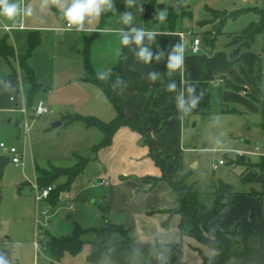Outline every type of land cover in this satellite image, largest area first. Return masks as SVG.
<instances>
[{
    "label": "crops",
    "instance_id": "crops-1",
    "mask_svg": "<svg viewBox=\"0 0 264 264\" xmlns=\"http://www.w3.org/2000/svg\"><path fill=\"white\" fill-rule=\"evenodd\" d=\"M41 3L42 0H23L22 7L31 6L33 15L20 16L15 21L9 20L10 23L3 24L14 26L22 22V28L13 27L9 31H24L27 34L34 32L39 36L38 45L46 35L52 38L54 42L51 56L58 57L63 64L72 60L77 62V68L80 71L77 77L84 80V83L93 84V102L91 103L93 111H104L108 117L113 116L114 108L106 95L104 86L111 74H108L107 70L119 61L122 48L120 31L129 32L131 28H138L157 33L154 41H150L146 35L142 42V46L147 47L152 54L148 64H144L138 58L139 48L134 43L126 46L121 66L111 85V92L119 100L125 115L141 113L147 103L149 111L143 116L147 125L146 137H142L127 126H120L110 144L100 148L95 156L91 150L92 175L87 173L88 161L84 170L75 178L81 180L90 177V179H96L98 184L107 187L105 197L111 200L110 211L114 215L110 222L122 225L128 229L130 237H135L136 241L132 244V249L141 255L153 254L158 264L162 260L166 264H176L180 260L185 264H200L201 256L192 248V245L200 246L206 256L213 255L212 249L198 245L192 238L183 234L179 228V216L176 213L169 216L167 211L177 207L178 202L168 181L177 180L182 173H187L186 184L198 191L207 192L211 189V181L220 179L229 182L224 172H220L218 176L214 174V170L221 169L226 162L229 163L230 169L239 166L241 171L237 184L229 182L233 185L234 192L227 196L226 199L230 202L216 215L214 224L222 231L233 229L239 231L243 223L252 220L254 234L248 239L251 238L255 244L250 246L257 245L260 240L264 241V168L257 166L264 165V130L261 126L260 104L249 94L256 98H261L264 94V30L232 59L229 56L228 43L234 32L224 29L216 35L210 45L201 34L204 28L197 31L176 25L174 29H170L167 23L154 17L151 19L152 23L146 25L144 12H141L143 16H139L137 20L134 19L136 22L133 25H125L122 21L113 23L114 11L110 10L106 11L109 12L108 15H104L103 18L100 15L92 24L85 21L86 31H76L75 27L67 31L65 30L66 21L61 19L62 14L57 6L49 4L42 9ZM242 8L259 9L257 6ZM246 12L257 15V20L252 22L256 23L259 20V14L254 10ZM9 31H5L7 33L3 35L8 36ZM88 36H91V42L86 62L83 46ZM195 38L200 40L197 51L193 50ZM182 42L185 44L183 70L173 71L169 75L167 69L169 57L173 54L174 47ZM13 43L15 45L14 40ZM71 50L75 54L73 58L70 57ZM160 53L162 56L157 60L156 57ZM237 65H240L252 78V82L240 73ZM88 67L97 81L86 78ZM134 70H138L144 78L147 85L146 91L135 90ZM149 73L158 74L155 82L149 79ZM220 76L226 77L240 89L222 87L221 101L224 104V110L218 112L221 115L220 121L215 120L212 124L210 117L205 118L201 113L202 92L206 83H212ZM84 83L83 85H86ZM172 83L176 85L175 90L168 91V85ZM189 88L194 89L191 95L188 92ZM192 99L197 100L195 107L191 106ZM181 102L183 107H180ZM55 107L58 109V106ZM226 109H233V111ZM32 110V108L28 109L31 115ZM223 113L238 114L240 120L232 127L227 126L223 124L225 120L222 117ZM165 118L167 121L156 131L155 128ZM199 124L214 128L217 137H225L233 133L240 138L239 143H230L229 148H223L225 152L220 155V159H223L224 163L218 164L215 169L211 167L212 173L206 190L195 187L191 170L199 164L195 154L198 149L194 145L196 140L193 137L194 128ZM85 128L88 127L85 126ZM143 139L145 142L141 141ZM146 140H152L154 151L168 157L164 173L148 156L149 146ZM200 141L204 140L200 139ZM211 150L221 152V148ZM75 155L78 156V154ZM239 156H243L256 165L253 168L255 177L251 181H241L242 173L249 170L247 165L230 162ZM34 164L39 165L35 159H33V170ZM41 167L48 168L43 165ZM101 180L107 181V184L101 183ZM63 192L59 194V200L64 196ZM70 205L72 207V204H69V207ZM67 215L69 217L66 219L72 217L71 213H66L65 217ZM167 218L168 225L165 227L163 222ZM244 245L239 242V246ZM94 246L96 250L99 244L95 242ZM100 257L106 259L107 264H150L144 259L136 258L133 252L123 244L104 249Z\"/></svg>",
    "mask_w": 264,
    "mask_h": 264
},
{
    "label": "rangeland",
    "instance_id": "rangeland-1",
    "mask_svg": "<svg viewBox=\"0 0 264 264\" xmlns=\"http://www.w3.org/2000/svg\"><path fill=\"white\" fill-rule=\"evenodd\" d=\"M113 1V23H120L121 15L129 12L133 16L130 25H133L139 16H143L141 12H144L146 25H150L151 19L156 18L161 11V3H171V0H137L129 7L123 0ZM249 6L264 9V0H187L191 17L179 19L177 26L189 27L197 31L204 28L205 30L201 32L204 37L222 32L223 29L235 33L257 20V15L253 12L242 13L235 19H228L223 28L220 26L223 11L233 13ZM252 9L256 10V8ZM200 21H202L201 25L198 24ZM3 23L10 22L0 18V26ZM1 28L0 36L7 33ZM8 34V41L13 45L15 54L25 53L28 45L27 32L11 30ZM53 42L48 35L43 37L28 60L35 81L40 85L33 95L31 108L34 109L41 101L48 108V112L39 116L28 113L27 126L24 116L15 108L19 102L25 105L24 96L28 91L29 83L15 59L7 60L0 56V142L7 147L13 146L22 153L17 164L9 160L0 174V262L2 264H107L106 259L101 257L96 262L88 260L89 253L96 248L94 243H98L100 239V236L93 231L83 236V246L78 253L75 255L65 253L57 261H50L41 248L36 249L33 244L36 238L41 242L44 232L52 236H66L73 231L76 224L85 229L97 230L114 218L110 211L111 200L105 197L107 187L98 184L96 179L90 177L75 179L69 189L62 193L64 196L56 205L46 199L37 201L34 197L35 190L32 186L36 181L33 159L40 166H68L78 161L75 155L78 154L89 159L87 173L92 175L91 146L101 139V131L96 127L85 128L82 122L66 124L61 121L62 117L66 114L78 113L108 121L114 116L113 114L112 117H108L104 111H93L91 104L93 84L84 83V80L77 77L80 71L76 61L63 64L58 57L51 56ZM74 56L71 50L70 57ZM82 72L81 69V74ZM55 106H58V109L54 111ZM217 114L218 112H215L209 116L212 120L210 123L214 124L215 120L220 119L221 115L217 116ZM223 115L225 119L223 124L227 126L232 127L240 120L238 114L223 113ZM59 121L60 124L53 126ZM193 137L196 140L194 145L198 152L195 154L199 164L198 167L191 169L192 179L196 188L206 190L212 173V164L216 163L220 155L225 152L223 148H229L230 143H239L240 138L233 133L225 137H217L214 128L200 124L194 128ZM200 139L204 141L201 142ZM141 141L145 142L144 139ZM212 148H221V152L212 151ZM0 154L8 155L7 150L1 147ZM238 162L248 166L253 165L244 157L238 159ZM218 170H214L216 176L224 172L229 182L237 184L241 171L239 166L230 169L229 163L226 162ZM64 182L65 177L61 175L55 180V185ZM69 204H72L71 208ZM66 213H71L72 217L66 219ZM254 244L251 238L248 239L247 245ZM224 264L243 263L233 257Z\"/></svg>",
    "mask_w": 264,
    "mask_h": 264
},
{
    "label": "trees",
    "instance_id": "trees-1",
    "mask_svg": "<svg viewBox=\"0 0 264 264\" xmlns=\"http://www.w3.org/2000/svg\"><path fill=\"white\" fill-rule=\"evenodd\" d=\"M161 5V11H166L167 13L166 19L163 20V22L167 23L170 29H174L176 27L179 19L191 17V12L187 8V0H171V3H161ZM248 10L253 9L240 8L233 13L223 11L224 15L220 26H224L228 19H235L240 14ZM254 11L259 14V20L256 23L251 22L240 31L231 35V40L228 43V46L230 47L229 56L232 59L235 58L236 54L241 49L246 48L256 35L260 34L264 30V9L256 8ZM108 14L109 12H102L101 18ZM156 19H158V15L156 16ZM201 23L202 21L198 22L199 25H201ZM218 34H220V32L214 33L209 37H203L210 45H212L214 38ZM90 42L91 36L86 37L83 46V53L85 55L86 62ZM27 43L26 52L16 55L12 44L8 41V36H0V56L7 60L9 58L15 59L24 71L25 78L29 83L28 91L24 97V103L26 108L31 110L33 95L40 87L35 81L33 69L28 65V60L33 50L39 43V36L34 32H29L27 34ZM125 51L126 46L122 45L119 61L111 68L109 81L104 86L106 95L114 108V116L108 121L101 120L96 116L81 114H66L62 117V122L66 124L81 121L86 127H96L101 131V139L91 146L94 156L100 148L110 144L114 133L120 126H127L131 130L138 132L142 137H146L147 125L143 116L149 111L147 103L141 113L127 116L125 115L119 100L111 92L112 82L121 66ZM237 67L240 73L248 81L252 82V78L244 72L242 67L240 65H237ZM154 68L157 69L156 67ZM88 70L86 78L91 81H97L94 78L92 70L90 68ZM133 83L137 92H144L147 90L146 82L138 70L133 71ZM223 86L236 90L240 89L238 85L229 81L224 76L217 77L212 83H206L202 92L201 113L203 117L208 118L213 113L222 112L224 110V104L221 101V89ZM255 88L259 91L256 85ZM249 94L260 104L262 115L261 126L264 130V94L261 98H256L251 93ZM226 110L233 111V109ZM166 121V118L163 119L155 130L157 131ZM146 141L149 146L148 156L164 173L168 157L153 150L152 140ZM242 158L243 156H239L230 162L237 164L239 163L238 159ZM77 159L78 161L76 163L68 166L50 165L48 168H44L34 164L35 181L40 189L50 185H55V180L61 175L65 177V182L58 186L55 185L45 198L51 204H57L59 201V194L69 189L72 182L75 180L77 175L84 170L89 161L88 158L82 157L81 155H78ZM254 166L256 165L248 166L249 170L242 173V182L251 181L255 177V171H253V168H255ZM257 166L264 168V165ZM186 177L187 173H182L177 180L168 181L175 193L178 205L174 209L168 210L167 212L169 216L175 213L179 216V228L183 231L184 235L192 238L198 245L207 246L214 251L213 255L206 256L203 254L200 246L192 245V248L198 251L201 256L200 264H224L225 261L233 257L238 258L243 264H264V241L260 240L255 246H249L246 244L248 238L254 234V223L252 220L243 223L242 229L239 231L237 229L222 231L214 224V218L216 215L230 202V200H227L226 198L234 192L233 185L229 182L218 179L216 181H211V189L209 191L201 192L186 184ZM163 225L165 227L168 225V218L163 222ZM91 231L100 236V239L97 241L99 247L96 250L91 251L88 255V260L91 262L98 261L104 249L123 244L133 252L136 258L144 259L150 264H158L153 254L141 255L135 252L132 249V244L136 241L135 237H130L128 235L127 228L111 222H106L100 229L97 230L85 229L76 224L73 231L66 236H52L51 234L44 232L43 238L40 242V248L50 261L59 260L65 253L75 255L83 246V236ZM239 242L245 245L239 246ZM159 264H166V262L162 260ZM176 264L185 263L180 260Z\"/></svg>",
    "mask_w": 264,
    "mask_h": 264
},
{
    "label": "clouds",
    "instance_id": "clouds-1",
    "mask_svg": "<svg viewBox=\"0 0 264 264\" xmlns=\"http://www.w3.org/2000/svg\"><path fill=\"white\" fill-rule=\"evenodd\" d=\"M23 0H0V18L3 20L15 21L20 16H32L33 9L31 6L22 8ZM52 4L57 6L61 12V18L66 21L67 31H71L75 27L76 31H86L84 27L85 21L88 24H92L97 20L102 12L110 11L114 9L113 0H42L41 8ZM134 0H127L129 7L133 6ZM158 19L163 21L166 19V11H161L158 14ZM121 20L125 25H130L133 20V16L129 12H125L121 15ZM5 29L8 25H3ZM121 40L120 43L123 46H128L130 43H134L139 52L137 56L143 61L144 64H148L152 59V54L148 51L147 47L142 46L144 37L147 35L150 41H154V37L157 35L155 31H145L144 29L131 28L129 32L120 31ZM184 51L185 44L182 42L174 47L173 54L169 57L167 63V69L169 75L173 71L183 70L184 66ZM162 56L160 53L156 59L159 60ZM108 74L111 73V69H108ZM156 73H149V79L155 82L157 79ZM119 79V78H118ZM175 83L168 85V91L175 90ZM194 91L193 88H189V95ZM197 103L196 99L191 100V106L195 107ZM180 107H183L181 102ZM2 264V262H0Z\"/></svg>",
    "mask_w": 264,
    "mask_h": 264
},
{
    "label": "built area",
    "instance_id": "built-area-1",
    "mask_svg": "<svg viewBox=\"0 0 264 264\" xmlns=\"http://www.w3.org/2000/svg\"><path fill=\"white\" fill-rule=\"evenodd\" d=\"M21 7H22V5H21ZM3 25H5V24H2L0 27H2L5 31H9L13 27H15V28H22L23 27L22 22H18L14 26L8 25L7 29H5L3 27ZM199 43H200L199 38H195L193 40V50L194 51H197L199 49ZM10 99L12 100V97H10ZM15 109L20 111V113L24 116L25 124L27 126L28 109L26 108V106L25 105H21V102H19L18 104H16V108ZM46 112H48V108L41 101H39L35 105L34 109L32 110V116H39V115H42V114H44ZM0 147L7 150V154L9 155V160L12 163L17 164L20 161V159L22 157V153L20 151H18L15 147H13V146L7 147L2 142H0ZM223 163H224V160L223 159H219L218 162L213 164L212 167H213V169H215L218 164H223ZM101 183L107 184V181L101 180ZM54 186L55 185H50V186H47V187H44V188L40 189V188H38L37 184H34L32 186V188L35 190V195H34L35 199L37 201L45 199L48 196L49 192L54 188ZM70 207H71V205H70ZM33 244H34V247L36 249H39L40 242L37 240V238L33 241Z\"/></svg>",
    "mask_w": 264,
    "mask_h": 264
},
{
    "label": "water",
    "instance_id": "water-1",
    "mask_svg": "<svg viewBox=\"0 0 264 264\" xmlns=\"http://www.w3.org/2000/svg\"><path fill=\"white\" fill-rule=\"evenodd\" d=\"M160 7H162V5H160ZM155 13V12H154ZM153 13V14H154ZM53 110H56V107H53ZM60 122H56L54 123L55 125L59 124ZM9 161V155L6 154H0V174L2 173L3 167L4 165ZM69 215L66 216V218H68Z\"/></svg>",
    "mask_w": 264,
    "mask_h": 264
}]
</instances>
